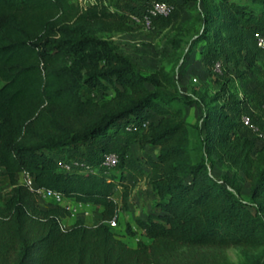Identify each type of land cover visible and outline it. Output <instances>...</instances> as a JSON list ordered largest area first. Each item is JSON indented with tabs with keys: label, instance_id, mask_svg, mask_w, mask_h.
Here are the masks:
<instances>
[{
	"label": "trees",
	"instance_id": "obj_1",
	"mask_svg": "<svg viewBox=\"0 0 264 264\" xmlns=\"http://www.w3.org/2000/svg\"><path fill=\"white\" fill-rule=\"evenodd\" d=\"M77 1L0 0V178L9 185L1 196L0 264H214L199 251L264 245V146L257 149L254 140L239 136L227 112L243 101L225 83L212 94L193 89L187 98L170 70L137 73L109 41L95 37L130 32L128 14L111 10L112 0L84 8ZM139 1L143 7L129 8L130 14L139 15L150 0ZM199 1V38L218 56L210 64L218 60L243 77L256 62L248 32L264 33V20L248 31L242 22L262 17L264 0ZM170 45L177 55L183 42L171 39ZM106 86L112 90L106 100L81 97L83 87ZM175 104L180 106L172 109ZM192 105L199 116L189 125L183 108ZM130 121L148 122L139 130L138 147L157 149L143 160L154 201L143 218L133 219L140 235L133 248L106 225L117 213L116 188L126 203L122 173L110 172L106 181L63 172L53 161L60 153L96 149V138ZM190 131L197 147H190ZM214 164L227 179L209 174ZM20 172L42 189L100 208L98 222L62 226L67 213L56 205L42 208L17 184ZM242 181L249 185L248 201L240 197ZM255 264H264V255Z\"/></svg>",
	"mask_w": 264,
	"mask_h": 264
},
{
	"label": "rangeland",
	"instance_id": "obj_2",
	"mask_svg": "<svg viewBox=\"0 0 264 264\" xmlns=\"http://www.w3.org/2000/svg\"><path fill=\"white\" fill-rule=\"evenodd\" d=\"M93 1L95 0H84V2L82 0V3L89 5ZM165 2L172 7L171 14L166 18H157L152 21L149 30H144L129 22L132 29L130 32L97 34L95 37L102 41H109L113 45L115 52L126 58L134 70L142 76L154 73L159 68H163L166 71L170 70L174 76L176 75L174 82L180 96L189 98V94L194 88L212 94L217 91L218 84L225 83L228 93L237 95V98L243 101L237 108L227 109L229 116L237 123L239 128L241 127L237 122V117L240 114L250 116L256 131L252 133L245 128L241 129L246 132L249 138L254 140L257 146L264 145V54L252 49L256 62L252 67L245 70L241 78L237 77L230 68V70L223 68L220 72H211L209 58L217 59L218 56L214 54L213 48L207 41L199 38L201 36L203 15L200 1L165 0ZM142 3L139 0H112L108 7L111 10L115 9L118 13L129 15L131 13L128 11L129 8L139 12L143 7ZM261 20H264V15L258 20L242 22V28L247 31L251 30L254 28L253 25ZM171 39L183 42L177 55L171 51ZM247 40L251 47L249 36ZM216 61L218 60H214L212 63ZM239 69L244 70L245 68L241 65ZM230 72H232V78L229 77ZM228 77L229 81L227 80ZM193 78L196 80L195 83L191 82ZM111 95L112 90L109 86H106L105 89L83 87L81 90L82 99L91 98L93 101L106 100ZM179 106V104H175L172 109H176ZM189 109L196 111L198 116L199 109H194V107L183 108V110L187 111ZM187 115L191 117L187 118V120L192 122V114ZM147 120H149V116ZM122 126L123 123H120L118 126L108 129L105 135L94 140V145H96L97 149L100 144H106L108 146L107 150L118 156V164L111 170L112 173L118 174V172L125 169V166H135L136 169H139L138 176L141 177L144 174V166H142L143 163L141 161L151 151L145 149L144 154L141 156L137 139L143 132L125 133L122 130ZM113 129L116 131L113 132ZM190 133V147H197L196 134L194 131H190ZM96 149L86 150L82 148L80 151L83 153L82 155H97ZM208 172L218 181H224L227 174V171L217 164L212 166ZM238 185H240L241 199L248 201L249 185L247 181H242ZM143 186H145L144 183L142 184ZM8 190L7 182L0 178V196L7 194ZM118 191L114 190L113 195L115 197H117ZM90 212L92 223H96L94 210ZM88 223L91 222L89 221ZM114 235L118 237V234ZM199 252L212 259L214 264H255L259 257L264 255V245L234 246L226 249L210 248Z\"/></svg>",
	"mask_w": 264,
	"mask_h": 264
},
{
	"label": "built area",
	"instance_id": "obj_3",
	"mask_svg": "<svg viewBox=\"0 0 264 264\" xmlns=\"http://www.w3.org/2000/svg\"><path fill=\"white\" fill-rule=\"evenodd\" d=\"M77 4L80 8L85 7L84 3H82V0H78ZM171 10L172 7L169 6L165 0H150L146 3L139 15L130 14L128 15V19L131 24L141 27L144 30H149L151 28L152 21L156 20L157 18L168 17L171 14ZM249 40L254 50L264 54V33L259 31L250 32ZM221 69L222 64L219 61L212 63L210 66L211 72H220ZM191 82L195 83L196 80L193 78L191 79ZM189 97H192L191 93L189 94ZM237 122L241 127L252 133L256 131L254 125L251 122L250 116L246 114H240L237 117ZM147 124V121H143L139 124L134 123V121H130L122 127V130L127 133H132L146 129ZM82 154L83 153L80 150L75 152L60 153L53 157V161L57 168L63 172L96 174L104 178L106 181L109 180V174L111 170L118 164V156L115 153L106 150L104 152L98 153L97 155ZM16 181L18 185L24 187L34 196L38 204L49 202L53 205L59 206L67 213L68 218H75L83 221L91 216L90 211L92 208L90 205L74 203L69 198L62 196L55 191L42 189L36 186L30 175L26 172H20L16 177ZM106 225L111 231H113L114 234H117L114 232L117 229L115 216L109 222H107ZM138 240L139 239H135V243Z\"/></svg>",
	"mask_w": 264,
	"mask_h": 264
},
{
	"label": "crops",
	"instance_id": "obj_4",
	"mask_svg": "<svg viewBox=\"0 0 264 264\" xmlns=\"http://www.w3.org/2000/svg\"><path fill=\"white\" fill-rule=\"evenodd\" d=\"M244 34H246V36H247V31H244ZM193 58H194V56H193ZM188 107H190V108L194 107V109L197 108L196 106H193V105L188 106ZM187 114H192V118H193L192 122L187 120V118L188 119L191 118L190 115H187ZM198 116H199V114H198ZM198 116L196 115V111H194V110L191 111V109H189L188 111L187 110L183 111V120L189 125L193 124L195 119ZM151 120L153 122H155L156 118L153 117ZM237 133L241 137H248L246 135V132L243 131L239 127H238ZM263 146L264 145L257 146L255 143V147L257 149H259ZM145 149H148L149 151H151L148 154L149 156H151L152 158L155 156L157 149H149L147 146L144 148H140L141 156H142V154H144ZM148 155H146V156H148ZM143 160H144V158H143ZM141 163H143V161H141ZM215 165L216 164H214L213 166H215ZM142 166H144V164H142ZM124 168L125 169H123L120 173H122L123 182H124V185L126 186V189H127V197H126L125 205L122 206L120 203L121 188H116V190H119L117 197H115L113 195V199L117 204V213L115 215V220H116V224H117L116 233L119 235L118 239H120L121 241L126 243L129 247L133 248L136 245L135 239L140 238L139 231L135 228V225L133 223V219L135 217L143 218L150 211L152 203L154 201V195L151 192L149 186L145 183V172H144L143 176L140 177L137 174L139 169H136L135 166H130V167L125 166ZM144 171H145V168H144ZM143 183L145 184V186L142 187ZM0 200H1V196H0ZM40 206L42 208H50V207H53L54 205L48 202V203H42V204H40ZM91 208H92V210H94V214L96 216V223H97L99 220L101 209L100 208H94L92 206H91ZM76 220H78V219L64 217L61 219V225L62 226H69L72 223H74ZM87 221L88 222L90 221L91 223H88ZM92 221L93 220H91V216H89L88 218L83 220V222L86 225H94L95 223L94 222L92 223ZM126 224H127V226H126ZM127 227H129V231L127 230ZM122 236H123V238H121Z\"/></svg>",
	"mask_w": 264,
	"mask_h": 264
}]
</instances>
